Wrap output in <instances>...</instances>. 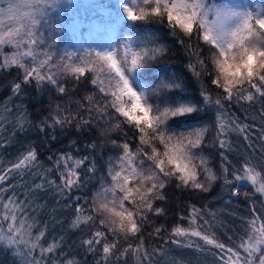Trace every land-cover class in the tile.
Listing matches in <instances>:
<instances>
[{
  "label": "snow or ice",
  "instance_id": "obj_1",
  "mask_svg": "<svg viewBox=\"0 0 264 264\" xmlns=\"http://www.w3.org/2000/svg\"><path fill=\"white\" fill-rule=\"evenodd\" d=\"M113 7L114 23L128 30L122 40L89 47L82 54H61L54 50L52 32L61 30L58 14L65 10L62 0H3L0 4V52L6 47L12 50L0 58V71L15 68L23 72L20 82L11 86L13 95H20L22 85L31 83L37 87L53 85L64 94L61 77L79 81L89 74L99 94V99L86 96V107L77 102L87 112L86 118L80 111L65 114L66 109L57 105L55 115L38 125L19 107L13 113V108L5 104L3 112L12 116L0 115V121L12 124V138L31 128L54 132L73 121L79 127L105 120L114 121L115 129L121 124L130 126L138 141L135 148L128 142L111 141L120 151L109 159L107 172L90 199L72 197L74 190L83 188L97 174L95 161L88 156L78 158L63 152L49 156L51 167H43L36 147L28 146L6 169H0V253H10L12 264H16V257L20 264H80L75 257L60 258L58 250L64 238L48 243L47 224H40L34 215L38 208L45 207L35 201L48 189L64 201L63 208H72L75 202L70 227L81 232L88 229L79 243L86 253L99 255L95 264H112L129 253L136 264H183L168 257L170 250L163 246L149 251L142 234L151 223L149 214H164V209L154 204L165 200L164 191L173 182L178 188L208 192L214 183L222 181L233 196H239L241 187L250 184L254 193L264 196V0H117ZM153 18L166 21L174 35L187 38L189 43L185 39L178 43L194 60L189 69L196 77H210L220 93L213 96L202 86L200 98H191L185 82L175 76L161 79L158 85L149 82L155 73L149 66L169 50L160 43V37L138 23ZM193 39L198 42L195 47ZM205 48L209 52L206 57L202 55ZM175 89L182 90L180 96L168 94ZM242 102L248 106L261 104L259 129L225 107ZM193 113L214 114V120L196 126L175 119H203L191 117ZM210 129L214 132L212 146L219 153L218 170L203 151ZM232 133L242 137L244 150L233 147ZM55 138L52 135L51 139ZM11 142V138L0 139V148ZM89 147L95 149L96 145ZM25 173L38 176L40 182L28 187L21 199L16 186L7 182L17 175L23 178ZM190 207L189 216L182 217L188 227L177 225L172 229V244L205 258L211 256L212 264H264V208L253 206L250 215L240 217L239 231L224 242L214 231L218 214L206 207ZM59 210L51 208L53 219ZM162 231L155 227L149 235L159 237ZM192 238L201 243H193Z\"/></svg>",
  "mask_w": 264,
  "mask_h": 264
},
{
  "label": "trees",
  "instance_id": "obj_2",
  "mask_svg": "<svg viewBox=\"0 0 264 264\" xmlns=\"http://www.w3.org/2000/svg\"><path fill=\"white\" fill-rule=\"evenodd\" d=\"M64 1L65 12L58 14V20L61 22L59 28L61 30H53L52 32L53 37L57 36L59 38L60 42L58 44L61 45V50L63 46L66 48L67 45L71 44L74 49L84 51L83 43L92 47L90 46L91 44H98L100 40L102 42V38L106 33L105 31H108V28L112 27L114 24L111 17L112 14H114L115 9L113 6L117 4V0H75L72 8L68 7V0H62V2ZM2 3L3 0H0V4ZM105 5L108 7H103ZM73 11H77L78 15L88 17L87 21L82 26L78 27L74 22L70 21ZM64 15L67 16L63 17ZM138 23L160 37V43L165 44L169 49L163 57H158L157 60L153 61L149 66V70L155 69L154 78L149 81L150 83L158 85L161 79L170 80V78L175 76L185 82L186 91L191 98H200L202 86L211 92L213 96L221 92V90L216 89L215 86L211 84L210 77L203 75L196 77L189 69V63H194V60L190 58L186 47L178 43L179 39H185V43H189L187 38L179 33L174 35L166 21L162 22L159 19L153 18ZM197 43L195 39L191 41L193 47L197 46ZM200 47H203V45L201 44ZM11 51L12 50L7 47L4 48L3 51L0 52V58L5 54L10 55ZM208 54L209 52L205 48L202 55L206 57ZM22 75V70H17L15 68L9 71H0V115L12 116L10 113L5 114L3 112V106L5 104L13 108V113L16 111V107H19L28 114L29 119L33 123L38 125L41 120L55 115L56 107L59 105L61 108L66 109L65 114L70 112L75 115L77 111H80L86 118L87 112L80 109L77 102H82L86 107L87 101L84 100L86 96L93 95L99 99L97 88L91 83L90 74L86 77H81L79 81L71 78L64 81L63 77H61L66 88L64 94L59 93L53 85L45 84L41 87H37L35 83H31L22 85L20 95H13L11 86L13 83L20 82ZM181 92V89H175L168 92V94L180 96ZM9 98H11V100H9ZM225 107L228 108L229 112L239 117L241 121L249 124L255 123L256 128L259 129L262 122L259 115L261 104L257 103L253 106H248L246 103L242 102L240 105L234 104L231 107L226 104ZM191 117H203V119H191L189 117H179L175 119L188 120L190 124H195L196 126L210 123L214 120V114L204 116L203 113H193ZM245 117H247V119H245ZM48 122L51 124L50 119ZM112 123H114V121ZM112 123L100 120L91 126L80 125L77 127L76 122L73 121L71 125L63 128L57 127L54 132L51 129H45L44 132H40L36 128H31L23 133H17V135L12 138V124L7 121H0V124H3V128H0V139H12L11 144L7 145L5 148H0V169H6L21 152L27 150L28 146L36 147L38 159L43 167H51V162L48 159L49 156L54 157L56 154L63 152H71L73 156L78 158L88 156L90 160L95 161L97 174L91 177L83 188L74 190L72 197L80 196L82 200L85 197L90 199L99 185L100 178L104 177L107 172L109 159H114L120 151L111 141L116 140L117 144L128 142L133 148H135L138 143L134 129L126 124H121L120 129H115L112 127ZM52 135H55V140L51 139ZM257 135H259L258 131ZM213 136L214 132L210 129L206 137L207 147H204L203 151L210 157L213 166L218 170L219 153L218 150L212 146L211 137ZM230 136L233 147L244 150L245 142L242 137L238 138L237 133H232ZM93 144L96 145L95 149L89 147ZM229 159H232V155H229ZM233 163L235 164L236 160L233 159ZM33 171L36 170L33 169ZM51 178L56 179L55 176ZM38 182H40L38 176L34 178L25 173L23 178L17 175L7 183L14 184L17 194L21 199H24L27 188ZM57 182L59 183V180H57ZM5 186H7V184ZM245 192L248 193L247 197L244 195ZM164 194L166 197L165 200L156 201L154 204V207L163 208L164 214L159 216L149 214L151 223L146 225L142 230L145 241L144 246L149 251L153 248L163 246L170 250L168 257L183 261V264H212L211 256L205 258L198 253L193 254V251L190 249L178 248L177 245L171 243L173 239V237H171V232L175 226L182 225L188 227L187 219H182V217L187 218L189 216L191 205H195L197 208L206 207L218 214V220L215 224L214 231L224 242H227V236H232L234 231H239L237 223L240 217L250 215L253 206H255L257 210L264 208V196L254 193V189L250 184L241 187L239 196H233L231 190L227 186H224L222 181L214 183L208 192L178 188L173 182L165 189ZM69 199H71V197ZM56 201H60V204L58 205ZM35 203L45 205V207L38 208L34 213L40 224H47L48 231L45 240L50 243L54 238L57 240H59L60 237L64 238L62 241V249L58 250L60 258L63 259L66 255L67 258L75 257L80 261V264H95V261L99 259V255L93 256L91 253H86L84 249L80 247L79 243L87 234L88 229H84V232H81L80 229H72L70 227L71 220L73 219L72 208L75 207V202L72 203V208H63L62 205L64 201L60 200V197L52 189H48L47 194L43 192L40 193ZM53 207L61 209L55 213V219H53V214L51 213V208ZM155 227H161L163 229L159 237L149 235V233L154 231ZM130 242L135 244L137 241L130 240ZM192 242L201 243L198 238H192ZM42 243H44V241H42ZM121 243L123 244L124 242L121 241ZM126 246L125 244V247ZM2 247L3 245H0V248ZM13 259L14 257L10 253H0V264H12ZM15 259L16 264H20L19 258L16 257ZM124 259H127V264H136L135 258L131 253H129L128 257L122 258L121 261H113L112 264H123Z\"/></svg>",
  "mask_w": 264,
  "mask_h": 264
},
{
  "label": "rangeland",
  "instance_id": "obj_3",
  "mask_svg": "<svg viewBox=\"0 0 264 264\" xmlns=\"http://www.w3.org/2000/svg\"><path fill=\"white\" fill-rule=\"evenodd\" d=\"M68 2H69V0H68ZM68 2H67L68 7L72 8L74 6L75 0H71L70 4ZM62 3L65 5V1ZM62 12H65V11H61L59 13L61 14ZM66 16L67 15H64L63 17H66ZM87 19H88V17L83 16V15H78L77 11H73L72 18L70 21L74 22L78 27H80L87 21ZM127 31L128 30L126 28H124L122 25H117L114 23L112 25V27L108 28V31H105L106 33L104 34V37L102 38V42L100 40V43L95 44V45L91 44L90 46H92V47H96L97 45L108 46L112 41L122 40L124 38V36H126L128 34ZM54 39H55V44L53 46L54 50H58L60 53H63V51H76L80 54L83 53V51H81V50L78 51V49H74V47L71 44L67 45L66 48L63 46L62 50H61V48H60L61 45L58 44L60 42L59 38L57 36H54ZM49 43H51V39L49 40ZM83 44H84L83 45L84 49L89 48V46L87 44H85V43H83Z\"/></svg>",
  "mask_w": 264,
  "mask_h": 264
}]
</instances>
